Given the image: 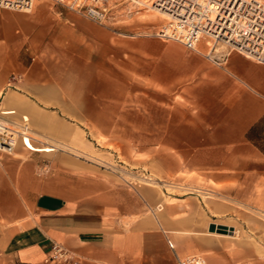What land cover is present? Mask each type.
<instances>
[{
    "label": "crops",
    "instance_id": "crops-1",
    "mask_svg": "<svg viewBox=\"0 0 264 264\" xmlns=\"http://www.w3.org/2000/svg\"><path fill=\"white\" fill-rule=\"evenodd\" d=\"M57 6L0 8V117L33 136L0 153V264H72L48 260L53 243L77 264L257 262L244 226L264 217V63L230 51L216 65ZM82 130L147 147L163 183L80 157Z\"/></svg>",
    "mask_w": 264,
    "mask_h": 264
},
{
    "label": "built area",
    "instance_id": "built-area-1",
    "mask_svg": "<svg viewBox=\"0 0 264 264\" xmlns=\"http://www.w3.org/2000/svg\"><path fill=\"white\" fill-rule=\"evenodd\" d=\"M39 0H0V8L10 9L15 11L28 12L33 7L34 3ZM55 5H60L65 9L75 12L81 17H84L99 25H105L108 19L107 0H50ZM156 2V1H155ZM156 4V3H155ZM253 5H259L257 0H233V10L231 16L233 19H226L229 23L227 31L229 32L227 38L231 44L223 43L219 38H212L203 33V30L207 29L209 22L218 26L220 20H223L221 16L215 14L213 19L210 14L198 13L194 11L192 15L195 18H187L185 22L169 21L165 26L160 28L156 35L164 40H174L182 43L187 49L193 51H199L198 44L200 39L210 40L212 44H206V49L203 52L204 56L216 65H221L227 54L230 51H237L247 57H250L258 62L264 63V56L262 58L251 57L246 54L241 48H245L248 51L253 52L247 43L246 33L244 26L241 24L246 22L247 18H253L256 13H259L260 7ZM195 5V4H194ZM189 9L191 7H188ZM246 24V23H245ZM218 32V31H217ZM214 32L216 35L218 34ZM241 47V48H240ZM31 132L25 121L10 122L0 117V153L10 154L13 152L20 138H32ZM168 245L172 248V243L168 241ZM48 260L61 263L77 264V261H71L66 249H64L59 243H53ZM177 264H209L206 258L197 253L187 254L184 256L176 255ZM227 264H248L242 261H231Z\"/></svg>",
    "mask_w": 264,
    "mask_h": 264
},
{
    "label": "rangeland",
    "instance_id": "rangeland-1",
    "mask_svg": "<svg viewBox=\"0 0 264 264\" xmlns=\"http://www.w3.org/2000/svg\"><path fill=\"white\" fill-rule=\"evenodd\" d=\"M155 1L107 0L108 19L107 23L101 26L110 27L115 32L127 35L150 34L157 36L158 30L173 19H169L154 9ZM57 8L58 10H67L60 5ZM3 28L0 21V33H2ZM198 48L199 51H205L204 40L199 42ZM80 133L83 144L75 146L84 154L80 157L93 160L96 164L117 173L120 182L152 184V182L159 181L163 183L162 179H156L150 175V169L147 166V160L150 159L147 147L118 144L115 143V138L105 137L99 131L82 130ZM108 133L113 134V131ZM116 133L118 136L122 134L123 139L121 141L125 143L124 138H132L136 131H116ZM45 170L46 168H44ZM260 221L261 226H244L245 234L250 237L252 253L259 256L255 259L257 262H253L254 259H252L249 264H264V242L260 241L258 237L260 231L264 230V217ZM236 228L238 230L242 229L240 225H236ZM255 247H258L260 251L255 252Z\"/></svg>",
    "mask_w": 264,
    "mask_h": 264
},
{
    "label": "bare ground",
    "instance_id": "bare-ground-1",
    "mask_svg": "<svg viewBox=\"0 0 264 264\" xmlns=\"http://www.w3.org/2000/svg\"><path fill=\"white\" fill-rule=\"evenodd\" d=\"M232 1L233 0H156V5L152 6L154 9L176 22H185V19L190 17L195 18V15H192L194 11L201 14H210L212 19L215 14L219 16L225 14L226 16H223L224 19L220 20L218 26L209 22L207 29L203 30V33L209 36V38H219L223 43L231 44L230 40L223 38V36H227L229 33L227 31L229 23L226 19L228 20L229 17V19H233L231 16L233 10ZM257 1L259 2L258 6L251 5L255 7L262 6L261 9L259 8V13H256L253 18H247L246 24H241L244 26L246 33L247 43L245 44L253 52L245 48H240L251 57L262 58L264 56V0ZM188 7L191 8L189 9ZM215 31H218L217 35L214 33ZM204 44H212V42L205 39Z\"/></svg>",
    "mask_w": 264,
    "mask_h": 264
},
{
    "label": "water",
    "instance_id": "water-1",
    "mask_svg": "<svg viewBox=\"0 0 264 264\" xmlns=\"http://www.w3.org/2000/svg\"><path fill=\"white\" fill-rule=\"evenodd\" d=\"M210 231H215L217 233L227 234L232 233L233 229L231 227H228L226 225H211Z\"/></svg>",
    "mask_w": 264,
    "mask_h": 264
}]
</instances>
